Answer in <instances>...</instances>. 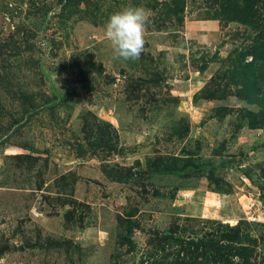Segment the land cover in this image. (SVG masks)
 Masks as SVG:
<instances>
[{
  "label": "rangeland",
  "instance_id": "obj_1",
  "mask_svg": "<svg viewBox=\"0 0 264 264\" xmlns=\"http://www.w3.org/2000/svg\"><path fill=\"white\" fill-rule=\"evenodd\" d=\"M263 58L264 0H0V264H264Z\"/></svg>",
  "mask_w": 264,
  "mask_h": 264
},
{
  "label": "clouds",
  "instance_id": "obj_2",
  "mask_svg": "<svg viewBox=\"0 0 264 264\" xmlns=\"http://www.w3.org/2000/svg\"><path fill=\"white\" fill-rule=\"evenodd\" d=\"M149 23V13L142 6L127 5L109 16L104 26V38L110 43L115 59L135 61L140 58Z\"/></svg>",
  "mask_w": 264,
  "mask_h": 264
},
{
  "label": "trees",
  "instance_id": "obj_3",
  "mask_svg": "<svg viewBox=\"0 0 264 264\" xmlns=\"http://www.w3.org/2000/svg\"><path fill=\"white\" fill-rule=\"evenodd\" d=\"M263 62H264V58H263ZM217 96H219V95H216L215 93H209L206 95V97L210 98V99L211 98L212 99L218 98ZM251 120L252 121L249 123V126L255 127L256 123H255V118L253 116H252ZM67 219H68V217H67ZM185 243H187V245H184L181 248H182V251L185 252L187 259H190L191 257L193 260H194V258L197 259L198 257L202 258V256H204L206 253H210L209 250L205 247V244H202V243L196 244L192 241V239H187ZM179 244L181 245V243H179ZM225 259H227V257ZM223 260L224 259H221V261H223ZM194 261H196V260H194ZM190 264H194V263H190Z\"/></svg>",
  "mask_w": 264,
  "mask_h": 264
}]
</instances>
